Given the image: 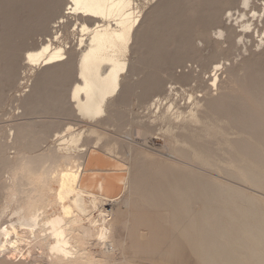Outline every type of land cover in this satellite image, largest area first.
Returning <instances> with one entry per match:
<instances>
[{
    "label": "bare ground",
    "instance_id": "1",
    "mask_svg": "<svg viewBox=\"0 0 264 264\" xmlns=\"http://www.w3.org/2000/svg\"><path fill=\"white\" fill-rule=\"evenodd\" d=\"M261 3L0 0V109L16 103L25 116L54 111L88 124L66 123L43 150L54 122H16L0 138V264L37 255L48 264H264V62L227 58L236 37L253 31L264 51ZM203 45L229 62L205 57ZM206 58L200 74L177 70ZM132 99L148 120L131 109L129 125H166L177 181L141 171L121 180L127 194L118 199L84 174L98 171L87 167L93 149L114 156L119 142L141 135L107 140L105 126L120 128ZM218 151L228 156L224 179L211 171ZM162 206L173 228L166 245L154 240L158 219L137 212Z\"/></svg>",
    "mask_w": 264,
    "mask_h": 264
},
{
    "label": "rangeland",
    "instance_id": "2",
    "mask_svg": "<svg viewBox=\"0 0 264 264\" xmlns=\"http://www.w3.org/2000/svg\"><path fill=\"white\" fill-rule=\"evenodd\" d=\"M255 2L258 4L262 2L261 12L263 13V7H264L263 0H255ZM232 10L234 12L236 11V9H232ZM226 15L227 13L224 15V18L226 17ZM230 22H231L230 20L226 21V23H230ZM232 23L234 25L237 24L236 21H233ZM209 27H210V24L206 26L205 28L204 27L202 28L208 29ZM236 27L238 30L241 28L240 26H238V24L236 25ZM214 29L215 27H211L210 33L212 34V36L216 37V35L214 34ZM252 34L253 35L251 36L253 37L242 36V35H239L236 37V41L238 42V50L235 51L236 55L234 56H231V57H227L225 55L222 57L217 56V55L214 56L213 47L208 46V45H206V47L205 45L201 46V53L204 54V56L207 58L212 57L211 58L212 61H214L215 59H220L221 61L226 60L227 62H229L227 58H230V59L233 58L235 61H239V62H245V61L254 62V60H256V57L259 56L258 59H262V61L264 62V51L262 47L257 46V43L259 42L260 37L258 36L257 31H253ZM40 38L41 36L38 37V39ZM30 45L31 46L33 45L32 42L24 44V47H29ZM222 45L226 47V45L227 46L229 45V42L228 44L227 42H223ZM203 47L205 48L204 50H203ZM177 54L181 55V53H177ZM207 58L205 59V61H195V60L189 61L187 63V67L186 66L178 67L177 70L180 71V70L185 69L187 71L188 69L193 68L195 70V73L200 74L202 72V67L204 66V64L206 62H210V58L209 59ZM210 73L213 74L214 71L210 70ZM206 76H208V73L206 74ZM24 81H25L24 79L21 80V82H24ZM210 82L211 81H209V83ZM167 86L169 87L170 83H168ZM176 86H179V84H176ZM21 88L23 89L22 86H19L17 90L11 91V94L12 95L19 94ZM180 97L178 98L179 102L181 105H183L184 102H186L187 100L186 99L183 100L182 95ZM157 98H158L157 96L149 97V105L151 107L154 106V101ZM175 98H177V96H175ZM165 101L166 99L163 100V103H165ZM130 102H131V105H129V102H128V104H125L123 106V109H122L123 119L121 117V120L117 122V123H121L120 128L113 126V125L105 126L107 133H108L107 140L110 139V143L114 144V142L116 141L112 140L113 137L120 138V139L129 138L127 135V131L129 129L131 130V133L133 132L136 133L137 130H139L141 132V135H134V137H136V141L132 145H130L131 143L123 144L122 141L119 142L117 146H115V149L113 150L114 156L104 154V152L102 153L101 151L97 149H93L90 152V157L88 159L87 167L96 168L98 169V171L94 174H92L90 171L84 174V182L87 183L88 185H92L94 190H97L96 189L97 182L99 180H103L104 192L108 196L116 197L118 199H120L122 196L127 194V190H124V186H123L124 184L121 181L126 176L135 178L138 175V173H140L141 171H145L146 173L152 172L153 176H158V174H163V175L170 174L171 178L176 182L177 181L176 174L178 173V170L175 169L172 165H170L169 161L166 160L167 153L168 154L170 153L169 149L166 148V144L168 140L167 135H166L167 133L166 125L162 122H156L155 125L151 127L147 125L145 126L136 125L134 122L130 123L129 125L128 118H129V113L131 109L133 111V115L135 116V121L148 120L147 119L148 110H146L143 107H140L142 100L132 99L130 100ZM155 110H158V109L155 108ZM27 120H32V121L45 120L44 123L54 122L53 124L50 123L49 127L55 130L51 132V136L46 140L45 143L42 144V148L40 150H43L46 147L54 144L55 142L54 140H56L57 131L65 130L67 126L65 125L66 123L68 124V123H71L72 121L73 122L72 124L76 123L75 124L76 127H81L83 129H85L88 126V124L85 126L86 124L85 120H81L80 118H77L75 116L61 115L60 113H56L54 111L53 113H49L48 111L47 113H34L32 115L25 116L21 113V109L17 107L16 103H13V104L9 103L6 109L4 110L0 109V128H1L0 138L5 139V138H2V136L6 135L5 132L8 131L9 125H12L16 122L27 121ZM165 148L168 149V151ZM118 151L120 152L117 153ZM10 152H11V155L15 154L14 149H11ZM224 154L225 153H223L222 151H218L217 156L218 158L222 160V162H219V167L217 169H211L212 172L216 173L221 178L223 177L227 178L228 176L227 174H225V172H223L225 170V165H226L224 160L227 159L228 157L227 154H225L226 156ZM245 188L247 187L245 186ZM0 196H2V194H0ZM137 212L140 214V216H144L143 214L147 213L149 215L151 214V216L154 215V217L158 219V220H155L154 221L155 224H153L154 235H156L154 240L161 242L163 245H166L169 241L168 237H170L172 235L171 233H173L171 222L168 221L169 219L167 218L169 209H166L163 206L159 208L140 207L137 210ZM97 214L98 212H95V215ZM140 224H141V221H139V225ZM139 247H141V244H139L138 247L136 246L129 250H132L133 252ZM162 249H164V247H162ZM92 251L94 253H98L101 251V247L98 245H93ZM19 257L20 256H18V258H16L15 260H18ZM25 262L26 264H48L46 259L44 257H40V255H37L33 258L30 257L29 259L25 260Z\"/></svg>",
    "mask_w": 264,
    "mask_h": 264
}]
</instances>
